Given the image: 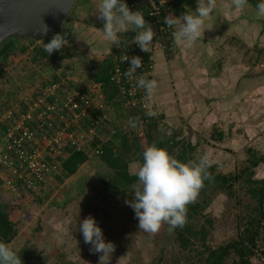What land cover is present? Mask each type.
<instances>
[{
  "label": "rangeland",
  "instance_id": "1",
  "mask_svg": "<svg viewBox=\"0 0 264 264\" xmlns=\"http://www.w3.org/2000/svg\"><path fill=\"white\" fill-rule=\"evenodd\" d=\"M89 4L87 0H77L60 26V33L68 41L60 51L68 57L60 60L57 66L49 65L48 58L38 53L51 38L33 43L30 39L24 40L11 48V54L5 61L0 59V102H20L23 94L55 79L70 88L87 87L91 82V66L94 67L113 51L101 38L103 21L96 18ZM214 16L218 19L217 12ZM89 26L97 29L88 33ZM20 45L25 46L24 51H21ZM161 62L157 58L155 72ZM261 62L264 66V58ZM69 70L79 73L70 77ZM206 103L209 102L201 101L203 113L195 118L196 122L185 116L187 118L178 120V125L170 126L158 119L150 134L155 140L175 134L179 145L182 141L190 142L195 146L193 163L204 155L213 161L215 167L211 176L216 173L239 174L247 164L244 159L247 158L248 148L264 154V112L260 113V108L257 112L255 108L249 116L254 124L248 122V126H244L239 120L235 125L232 115L226 120L220 119L223 113L214 101L212 111L208 110L210 103ZM106 113L108 119L98 132L101 141L109 139L117 126L123 127L126 120L122 109H115L114 106L107 105ZM147 126L146 123L142 128L122 130L132 132L139 140L140 150H144L147 147ZM92 152L75 174L55 178L36 194L22 189L14 192L3 185L5 193H0V201L8 205L10 218L17 227V235L10 246L20 253L23 264H98L99 254L89 251L90 246L84 244L79 231L81 221L88 216L95 218L105 239L116 246L110 264H203L207 256L206 247L216 249L234 242L242 236L252 219L264 220V203L260 208L254 189L243 179L233 182L231 189L226 191L218 189L214 183L203 185L192 202L200 209L191 220L193 230L202 233L192 236L191 244L182 248L176 233L169 231L166 223L155 234L138 229L133 210L125 204L126 199H132V194L111 190L107 186L111 173ZM135 154L138 155V152ZM140 164L138 160L131 162L128 172L131 174ZM255 172L261 177L264 167L257 168ZM250 260L252 264H261L254 258ZM238 262V255L231 251L224 264Z\"/></svg>",
  "mask_w": 264,
  "mask_h": 264
},
{
  "label": "built area",
  "instance_id": "2",
  "mask_svg": "<svg viewBox=\"0 0 264 264\" xmlns=\"http://www.w3.org/2000/svg\"><path fill=\"white\" fill-rule=\"evenodd\" d=\"M171 1L126 0V3L130 10L143 13L161 40L173 32L164 23V17L171 13L167 7ZM152 53V46L145 53L130 43L110 55V82L117 89L126 118L121 129L130 128V119L136 121L138 128L161 120V113L150 105L151 95L136 86V78L145 76L152 80L154 76ZM124 54L141 57L142 68L137 69L134 78L124 75L130 66L127 61L120 62ZM86 86L70 88L55 79L23 94L20 102H0V171L5 176V187L14 192L22 189L38 193L60 174L61 163L69 151H79L98 137L107 117V103L100 84L91 81ZM149 111L157 115L150 117ZM92 153L99 154V150ZM257 230L252 244H246L251 247V259L264 264V220Z\"/></svg>",
  "mask_w": 264,
  "mask_h": 264
},
{
  "label": "crops",
  "instance_id": "3",
  "mask_svg": "<svg viewBox=\"0 0 264 264\" xmlns=\"http://www.w3.org/2000/svg\"><path fill=\"white\" fill-rule=\"evenodd\" d=\"M87 1L97 18L99 0ZM258 2L248 0L247 7L239 11L232 7V0H216L218 19L213 14L206 21L208 29L191 48L175 42L174 28L169 40H159L152 28L156 33L151 45L152 57L155 64L160 58L163 66L160 65L152 78L157 81L158 88L150 97V105L161 113L160 121L170 126L178 125V120L188 116V120L196 122L195 118L203 113L202 100L210 103V111L214 109V101L223 113L220 119L226 120L232 115L235 125L239 120L244 126H248V122L254 124L249 116L255 108L257 112L258 108L262 109L260 113L264 112V66L261 62L264 58V17L257 15ZM197 3L198 0L190 14L195 13ZM87 29L91 33L97 28L89 26ZM134 35L129 31L124 34V40L131 42ZM101 38L108 47L104 35ZM166 46L168 49L165 50ZM111 47L113 51L118 48ZM67 73L73 77L79 72L69 70ZM262 167L264 162L259 163L254 171ZM255 173L253 179L264 178V175L258 177ZM2 175L0 172V193H5Z\"/></svg>",
  "mask_w": 264,
  "mask_h": 264
},
{
  "label": "clouds",
  "instance_id": "4",
  "mask_svg": "<svg viewBox=\"0 0 264 264\" xmlns=\"http://www.w3.org/2000/svg\"><path fill=\"white\" fill-rule=\"evenodd\" d=\"M248 0H232V7L243 11ZM216 0H198L194 14L176 16L169 13L164 17V23L174 28V39L178 45L191 48L204 35L206 21L216 10ZM97 19L103 21V35L109 47H121L127 43H135L142 52L148 53L156 33L145 20L140 10H130L126 0H99ZM257 15L264 17V0L257 4ZM47 32L46 26L41 30ZM129 31L135 33L131 42L124 40V34ZM68 41L62 34H56L44 45L48 56L60 51ZM129 62L124 75L134 78L137 69L142 68L139 56L129 57L124 54L120 62ZM136 86L146 94L152 95L158 88L156 80H149L145 76L136 78ZM150 117L156 116L154 111L147 112ZM129 127L136 128L135 120H129ZM213 161L209 156H201L198 162H182L170 155L169 152L156 144H152L143 151V162L138 165L132 175L137 177V183L130 186L128 192L132 199L125 200L138 220V229L146 233H157L162 224L169 225V231L182 228L186 223L187 206L194 202L204 180L210 179L208 169ZM79 231L85 245H89L91 253L99 254L98 264H110L115 252V244L105 239L102 228L94 217L84 218ZM0 264H23L20 253L9 244L0 242Z\"/></svg>",
  "mask_w": 264,
  "mask_h": 264
},
{
  "label": "trees",
  "instance_id": "5",
  "mask_svg": "<svg viewBox=\"0 0 264 264\" xmlns=\"http://www.w3.org/2000/svg\"><path fill=\"white\" fill-rule=\"evenodd\" d=\"M77 2V1H76ZM196 0H172L167 4L170 12L176 16H182L184 14H190V10L195 7ZM68 18V17H67ZM56 34L60 33V27L52 33L47 38H53ZM46 38V39H47ZM34 40H31L33 43ZM15 44H20V42L11 38L4 42L0 46V59L5 61L11 54V48ZM21 46V51L25 50V46ZM38 53L41 57H47L49 65L57 66L58 62L68 56L62 51H58L50 56L41 48ZM111 67L110 56L99 61L98 64L92 66L90 73V81L98 83L102 86V91L104 93V99L107 105L114 106L115 109H121L120 101L117 96V89L110 82L109 69ZM116 112V111H115ZM114 112V114H115ZM108 117H106L107 121ZM116 127V125L114 126ZM156 124H149L147 128L149 129L145 135L146 145L149 147L152 144H156L158 147L166 149L170 155L174 156L178 160L188 163L192 162V154L195 151V146L190 142L182 141L179 145L177 142V135L173 134L169 137L154 139V136L150 134V130H153ZM131 131V130H130ZM139 140L135 139L132 132H124L119 126L112 133L111 137L105 141H101L97 138L91 143L87 144L84 148L79 151H69L68 156L61 163V172L57 174L55 178L70 177L77 172L79 167L87 162L89 153L91 150H99V154H95L100 158V160L107 166L110 171V181L106 183L111 190H121L128 191L130 186L136 184L137 177L128 172L129 164L135 160H138L141 164L143 162V151L140 150ZM178 147L174 151L175 147ZM138 152V155L135 153ZM94 154V153H93ZM264 162V154L258 153L252 148L247 149V161L246 166L243 168L241 173L233 175L224 174H213V169L215 166L212 165L208 169L210 174V179L204 180V185L209 186L210 184L217 185L218 189H231L233 182L243 179L247 184L254 189V196L258 199L260 208H262L264 203V178L253 179L254 169L259 165V163ZM229 192V190H227ZM200 206L198 204L190 203L187 206L186 212V223L182 228H176L174 232L176 233V239L182 248H186L191 244V237L197 236V234L202 233V231L197 232L193 230L191 220L198 214ZM262 220H254L249 222L248 226L244 229L242 236L225 246H219L216 249H209L206 252L207 256L203 264H224L225 259L229 256L230 252H235L239 257L238 264H252L250 258L252 257V250L246 243L252 244L254 237L257 234V228ZM191 223V224H190ZM17 235V227L15 223L11 220L8 205L0 201V242L6 244L11 243L12 239ZM188 264H195L193 262Z\"/></svg>",
  "mask_w": 264,
  "mask_h": 264
},
{
  "label": "water",
  "instance_id": "6",
  "mask_svg": "<svg viewBox=\"0 0 264 264\" xmlns=\"http://www.w3.org/2000/svg\"><path fill=\"white\" fill-rule=\"evenodd\" d=\"M77 0H0V46L13 38L42 41L67 19ZM46 26L48 31H41Z\"/></svg>",
  "mask_w": 264,
  "mask_h": 264
}]
</instances>
